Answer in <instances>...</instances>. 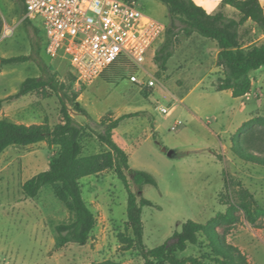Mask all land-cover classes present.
<instances>
[{"label": "rangeland", "instance_id": "obj_1", "mask_svg": "<svg viewBox=\"0 0 264 264\" xmlns=\"http://www.w3.org/2000/svg\"><path fill=\"white\" fill-rule=\"evenodd\" d=\"M197 1L206 2L211 13L221 11L238 18L221 2ZM136 2L144 13L169 25L167 8L160 1ZM0 14V56L29 55L32 43H42L40 38L45 43L40 21L33 23L39 35L24 28L25 15L14 0H0ZM256 31L249 25L242 29L244 46L264 44L263 35ZM176 42L166 71L159 69L153 57L144 65L145 71L116 64L85 86L74 84L65 61H51L41 55L57 80L69 94L78 95L76 102L89 113L90 118H86L70 108L83 126V156L108 150L98 141L104 130L103 119L128 116L115 130L114 140L129 153L132 169L146 171L157 181V187L146 185L142 192L132 186L138 196L152 204L142 208L148 248L163 244L187 220L205 225L234 205L235 223L218 225L217 238L223 245L236 248L247 264H264V215L250 224L243 210L252 202L254 208L264 209V165L244 161L231 151V137L236 134L233 130L243 117L256 112L251 119L264 118V67L251 72L255 87L250 97L233 100L224 92L202 89L213 76L216 81L223 77L222 71L214 72L216 43L197 34L185 37L181 32ZM34 66L32 62L0 65V100L17 93L25 79L39 75ZM134 73L142 80L155 79V86L139 89L129 81ZM257 92L260 100L255 96ZM161 108H166L168 114ZM2 119L26 125L55 126L63 122L57 96L49 89L3 104ZM177 121L182 125L172 131ZM236 136L246 151L264 156V125H248ZM58 151V147L48 148L41 142L10 147L0 156V264H93L108 260L143 264L136 251L120 249V239L132 234L126 225L127 194L112 170L80 181L82 196L96 218L87 244L57 242L56 227L69 223L71 215L50 186L42 188L35 198L24 196L21 188L25 181L46 171ZM176 256L197 258L202 264H220L217 260H222L203 234L198 235L196 245H189Z\"/></svg>", "mask_w": 264, "mask_h": 264}, {"label": "trees", "instance_id": "obj_2", "mask_svg": "<svg viewBox=\"0 0 264 264\" xmlns=\"http://www.w3.org/2000/svg\"><path fill=\"white\" fill-rule=\"evenodd\" d=\"M158 1L166 6L169 16L164 41L154 56L159 69L167 70V62L176 49L178 32L185 37L197 34L215 42L219 50L216 66L222 69L223 77L214 84L215 90L230 91L235 98L250 93L252 89L250 73L264 67V44L244 46L241 32L246 25H249L257 30V34L264 35V8L260 0H221V5L233 9L238 18L228 17L221 11L210 13L194 0ZM14 3L25 15L22 0H14ZM23 26L39 35V29L26 18ZM2 28L3 21L0 16V35ZM40 41L42 43H32L29 55L10 58L0 56L2 65L31 61L39 71L38 77L25 79L17 93L1 99L0 108L5 103L49 89L57 96L63 122L50 126L48 123L26 125L0 120V156L10 147H26L41 142L46 143L48 148L58 147L59 151L52 158L48 169L25 181L21 188L24 196L35 198L42 188L50 186L56 199L71 215L69 223L56 227L57 242L62 245L72 243L84 246L87 244L96 226V218L82 196L80 181L103 171L112 170L122 182L127 194L126 225L132 237L120 239V249L123 252L136 251L143 264H202L197 258H178L176 253L184 252L189 245H196L198 235L203 234L210 240L214 254L222 259L217 260L218 263L247 264L236 248L223 245L216 235L218 225L235 223L237 217L234 213L236 209L234 205L229 206L224 214L211 219L205 225L187 220L181 225L180 230L174 231L163 244L155 248H148L145 245L142 208L152 204L143 196H138L132 190V186L136 187L138 192H142L146 185L157 187V181L146 171L132 169L128 154L114 140V131L128 116H121L115 120L103 119L101 122L104 130L98 135V141L108 150L83 156L81 145L83 126L70 113V108L86 118H90L89 113L76 102L78 95L69 94L63 84L57 80L56 73L41 55H45V43L41 38ZM103 80L108 82L106 78ZM254 123L264 125V118L257 117L243 123L231 137V151L244 161L264 165V156L246 151L236 136L242 129ZM253 205L254 202L243 208L250 224H253L260 215H264V209H256ZM93 264L118 263L108 260Z\"/></svg>", "mask_w": 264, "mask_h": 264}, {"label": "built area", "instance_id": "obj_3", "mask_svg": "<svg viewBox=\"0 0 264 264\" xmlns=\"http://www.w3.org/2000/svg\"><path fill=\"white\" fill-rule=\"evenodd\" d=\"M22 2L25 18L41 23L45 55L51 61H65L76 86L93 82L116 64L145 71L144 65L155 56L167 29V24L144 13L136 0ZM129 81L139 89L156 84L155 79L142 80L136 73ZM161 112L168 114L166 108ZM181 125L177 121L171 130Z\"/></svg>", "mask_w": 264, "mask_h": 264}, {"label": "crops", "instance_id": "obj_4", "mask_svg": "<svg viewBox=\"0 0 264 264\" xmlns=\"http://www.w3.org/2000/svg\"><path fill=\"white\" fill-rule=\"evenodd\" d=\"M197 4H199V5H201V6H203L206 10L208 9V5H207V3L206 2H204V3H202V2H200V1H197V0H194ZM216 1V4L217 3H220L221 2V0H215ZM260 2H261V4H262V6H263V8H264V0H260ZM227 9L228 8H230V7H227V6H225ZM209 12V11H208ZM211 13V12H210ZM216 13V12H215ZM0 16H1V14H0ZM2 17V16H1ZM193 36V35H192ZM261 39L262 40H264V35L261 37ZM214 46V48H213V53H214V62H215V69H214V72L217 70V71H222V69L221 68H218L217 66H216V61H217V55H218V48H217V46H216V44H213ZM14 54V53H13ZM16 56H20V55H12L11 56V54H9V55H5V54H3L1 57H4V58H10V57H16ZM30 62L31 61H28V62H25V63H23V64H30ZM33 63V62H32ZM19 64H22V63H19ZM34 64V63H33ZM0 65H2V64H0ZM14 65V64H13ZM35 65V64H34ZM35 68H36V65L34 66ZM37 69V68H36ZM214 72H213V74H214ZM36 75H35V77H38L39 75L37 74V73H35ZM250 78H251V81H252V89H251V91H250V93H248V94H246L245 96H242V97H233L232 96V94H231V92L230 91H222V92H224V93H226V94H228L230 97H232V99L233 100H236V99H247V98H249L250 97V94L252 93V90L254 89V87H255V81H254V79L252 78V76H251V73H250ZM217 81L214 79V76H213V78L209 81V83L206 85V86H204V87H202V89H206V88H210V89H213V90H215V87H214V84L216 83ZM262 87L260 86V87H258V89H261ZM216 91V90H215ZM217 92V91H216ZM9 96V95H8ZM255 96H256V98L258 99V100H260L261 99V97H260V94H259V92H257L256 94H255ZM6 98V97H5ZM243 108H242V111L239 113V114H241L242 112H243ZM256 113V112H255ZM254 112H252V113H248V114H246L244 117H243V119H242V121H241V123H240V125H237L235 128H234V130H233V133L234 132H236L241 126H242V124L243 123H245V122H247L248 120H250L253 116H254V114H255ZM114 133H115V131H114ZM233 133H229V136L230 135H232ZM123 148H125V147H123ZM229 148V147H228ZM126 151V150H125ZM126 153L128 154V157H129V153L126 151ZM216 155H218V154H216ZM130 165V164H129ZM131 167V166H130ZM93 232V231H92Z\"/></svg>", "mask_w": 264, "mask_h": 264}]
</instances>
